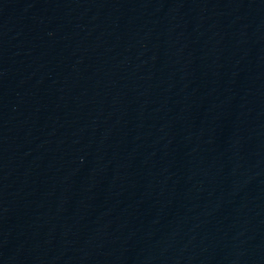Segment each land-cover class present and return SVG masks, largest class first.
I'll return each mask as SVG.
<instances>
[{
	"label": "water",
	"instance_id": "95a60500",
	"mask_svg": "<svg viewBox=\"0 0 264 264\" xmlns=\"http://www.w3.org/2000/svg\"><path fill=\"white\" fill-rule=\"evenodd\" d=\"M0 264H264V0H0Z\"/></svg>",
	"mask_w": 264,
	"mask_h": 264
}]
</instances>
